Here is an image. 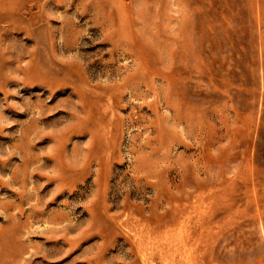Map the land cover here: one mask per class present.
Segmentation results:
<instances>
[{
    "label": "rangeland",
    "instance_id": "1",
    "mask_svg": "<svg viewBox=\"0 0 264 264\" xmlns=\"http://www.w3.org/2000/svg\"><path fill=\"white\" fill-rule=\"evenodd\" d=\"M0 264H264V0H0Z\"/></svg>",
    "mask_w": 264,
    "mask_h": 264
}]
</instances>
